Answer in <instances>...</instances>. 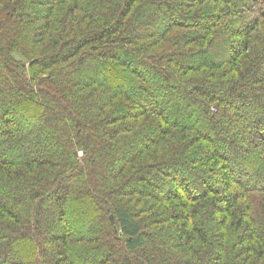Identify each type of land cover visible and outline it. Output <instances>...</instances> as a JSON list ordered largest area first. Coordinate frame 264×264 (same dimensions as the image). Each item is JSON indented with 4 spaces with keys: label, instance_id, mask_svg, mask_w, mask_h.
<instances>
[{
    "label": "trees",
    "instance_id": "1",
    "mask_svg": "<svg viewBox=\"0 0 264 264\" xmlns=\"http://www.w3.org/2000/svg\"><path fill=\"white\" fill-rule=\"evenodd\" d=\"M0 264H264V0H0Z\"/></svg>",
    "mask_w": 264,
    "mask_h": 264
},
{
    "label": "rangeland",
    "instance_id": "2",
    "mask_svg": "<svg viewBox=\"0 0 264 264\" xmlns=\"http://www.w3.org/2000/svg\"><path fill=\"white\" fill-rule=\"evenodd\" d=\"M154 10H156V9H154ZM92 72L94 73V71H92ZM15 123H17V122L15 121ZM17 126H18V125H17ZM21 128H22L23 130H25L24 124L21 125ZM36 138H37L36 140H39V139H40V136H36ZM70 212H71V213H70ZM70 212H69V215H71L70 218L72 219V218L74 217V216H73V210H71Z\"/></svg>",
    "mask_w": 264,
    "mask_h": 264
},
{
    "label": "water",
    "instance_id": "3",
    "mask_svg": "<svg viewBox=\"0 0 264 264\" xmlns=\"http://www.w3.org/2000/svg\"><path fill=\"white\" fill-rule=\"evenodd\" d=\"M110 219H111L112 222H114V221H113V216H110Z\"/></svg>",
    "mask_w": 264,
    "mask_h": 264
}]
</instances>
